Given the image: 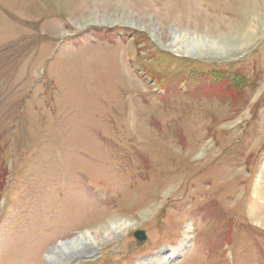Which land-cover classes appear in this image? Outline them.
Segmentation results:
<instances>
[{"label": "rangeland", "instance_id": "374dc122", "mask_svg": "<svg viewBox=\"0 0 264 264\" xmlns=\"http://www.w3.org/2000/svg\"><path fill=\"white\" fill-rule=\"evenodd\" d=\"M261 12L0 0V264H264Z\"/></svg>", "mask_w": 264, "mask_h": 264}, {"label": "bare ground", "instance_id": "6f19581e", "mask_svg": "<svg viewBox=\"0 0 264 264\" xmlns=\"http://www.w3.org/2000/svg\"><path fill=\"white\" fill-rule=\"evenodd\" d=\"M259 11H261V9L259 10ZM262 13V12H261ZM264 13V12H263ZM262 13V14H263ZM264 15V14H263ZM252 19V18H251ZM251 19H248V20H250L251 21ZM259 21H261V20H259ZM262 22V21H261ZM250 27V26H249ZM248 27V28H249ZM244 28H247V27H244ZM250 29V28H249ZM246 30V29H245ZM262 30V29H261ZM250 31V30H249ZM245 32H247V31H245ZM238 34V33H237ZM240 35H242L241 33H239ZM243 35H245V34H243ZM235 36V35H234ZM233 36V37H234ZM236 37V36H235ZM238 39V40H237ZM235 40V39H234ZM236 41H242V42H246V41H248V38H243L242 39V37H240V36H237L236 37ZM175 43H177V41H175ZM238 43V42H237ZM177 44H179V50L181 49H183V47H184V45L182 46V43H180V42H178ZM176 44V45H177ZM175 45V46H176ZM245 45V44H244ZM200 48H203L202 46H198V48H197V51L198 50H201L202 52H203V50L202 49H200ZM190 49L191 50H189L190 52L192 51V53H196V49L194 48H191L190 47ZM208 50V49H207ZM207 50H205L204 49V51H207ZM128 226H130L129 224H127V223H118V222H114L113 224H112V229L115 231V229H119L120 231H122V230H127L128 229ZM117 231V230H116ZM100 232V231H99ZM119 232V231H118ZM117 232V233H118ZM94 241L91 239V234H87V235H82L81 237H78V238H74V239H72L71 241H68V242H66V243H64V244H62L61 246L63 247V249H61L60 251L61 252H63V251H74V252H82V251H84L85 249H87L88 248V246H89V244L90 243H93ZM92 247V246H91ZM186 249V245L184 244V243H182L179 247H177V248H175V249H171V251H174V254H176V253H180V252H183L184 250ZM51 257L48 259V263H50V264H61V262H65L64 260L66 259L65 257H61V258H58L57 257V255H55V253H54V251L51 253ZM79 255H81L80 253H78L77 255H76V257L75 258H77ZM69 257H71L70 255H69ZM175 257V256H174ZM165 259V258H164Z\"/></svg>", "mask_w": 264, "mask_h": 264}, {"label": "water", "instance_id": "95a60500", "mask_svg": "<svg viewBox=\"0 0 264 264\" xmlns=\"http://www.w3.org/2000/svg\"><path fill=\"white\" fill-rule=\"evenodd\" d=\"M135 238L141 242H144L147 239L146 233L144 231H136L134 234Z\"/></svg>", "mask_w": 264, "mask_h": 264}]
</instances>
